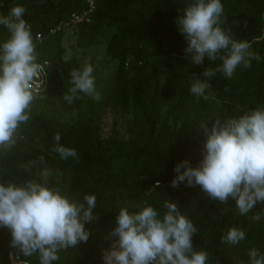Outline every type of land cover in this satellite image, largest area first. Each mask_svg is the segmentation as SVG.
Listing matches in <instances>:
<instances>
[{"label": "trees", "instance_id": "1", "mask_svg": "<svg viewBox=\"0 0 264 264\" xmlns=\"http://www.w3.org/2000/svg\"><path fill=\"white\" fill-rule=\"evenodd\" d=\"M89 2L0 0V15L15 4L24 6L36 61L44 68L30 119L17 129L15 145L0 155V180H39L41 169L48 168L53 173L49 184L72 199L95 194L97 218L85 225L88 240L61 250L55 264H103V253L116 240L109 234L114 214L121 207L129 212L145 204L158 208L165 199L176 202L191 220L196 229L193 247L208 254L209 264H248V249L264 253V216L252 219L264 204L240 216L232 199L221 204L198 186L171 187L170 180L181 159L193 166L201 159L204 132L199 123L210 129L217 118L223 122L264 107V0H221V29L233 39L246 40L258 59L247 68L237 67L231 79L220 73L209 78L206 98L190 95L189 83L220 61L205 59L196 65L185 57L186 41L174 20L187 0H94L88 19L71 23L72 15L87 10ZM59 24L67 25L56 29ZM7 37L0 28V40ZM100 46L105 62L93 71L98 98L81 94L70 104L64 102L70 72L83 67L75 51L85 56ZM107 115L112 122L106 133ZM56 133L78 159H58L52 151ZM230 226L245 231V240L236 246L221 240ZM9 239V230L0 227V264H12L10 256L16 253ZM18 258L38 264L35 255L18 253Z\"/></svg>", "mask_w": 264, "mask_h": 264}, {"label": "clouds", "instance_id": "2", "mask_svg": "<svg viewBox=\"0 0 264 264\" xmlns=\"http://www.w3.org/2000/svg\"><path fill=\"white\" fill-rule=\"evenodd\" d=\"M24 13V6L15 4L0 15V28L8 33L0 40V155L15 145L17 129L30 119V105L43 82L44 68L36 61ZM222 14L221 0H187L183 14L174 20L186 41L184 54L191 64L220 61L215 67H206L199 78L193 75L188 91L196 98H206L208 79L216 73L231 79L237 67L247 68L251 60L258 59L246 40L233 39L221 29ZM81 94L98 98L89 65L70 72L62 99L70 104ZM199 124L204 132L201 159L195 166L188 159L177 162L170 186H198L221 204L232 199L238 214L246 216L255 205L264 204V107L223 122L217 118L210 129L206 122ZM53 141L52 151L59 160L78 159L74 148L61 143L59 133L53 135ZM52 174L43 168L39 180H0V227L9 230L8 246L25 257L35 255L38 264H55L61 250L86 242L89 231L85 225L97 218L94 193L72 199L62 188L49 184ZM158 185L156 181L152 187ZM262 216L264 207L252 219L258 221ZM195 233L191 220L171 199L158 208L145 204L129 212L121 207L109 233L116 240L103 253V264H209L208 254L193 247ZM245 238V231L235 226L221 236L231 246ZM247 256L248 264H264V253L255 247L248 249Z\"/></svg>", "mask_w": 264, "mask_h": 264}, {"label": "rangeland", "instance_id": "3", "mask_svg": "<svg viewBox=\"0 0 264 264\" xmlns=\"http://www.w3.org/2000/svg\"><path fill=\"white\" fill-rule=\"evenodd\" d=\"M65 46L67 48L70 47V40H67L65 39ZM76 52V53H75ZM74 53L78 56V58L81 60L82 62V65L85 66V65H89L93 68V71L97 70L99 68V65H102V63H104V58H103V47H98L94 50V52H90L88 54H86L85 56L82 55L80 53V51H75ZM71 55V53H69V56ZM97 71H100L97 70ZM118 118V122L119 124L122 123L123 124V119L120 118V117H117ZM111 122H112V117L111 115H107L106 118H105V132L107 133L110 128H111Z\"/></svg>", "mask_w": 264, "mask_h": 264}, {"label": "built area", "instance_id": "4", "mask_svg": "<svg viewBox=\"0 0 264 264\" xmlns=\"http://www.w3.org/2000/svg\"><path fill=\"white\" fill-rule=\"evenodd\" d=\"M94 8H95L94 0H90L89 5H88V9L85 10L84 12H82L81 14H73L71 19H70V22L76 24V23L82 22L83 19H88V15L93 12ZM65 25H67V24H59L56 27V29L63 28ZM42 85H43V82H42V84H40V86L38 87L37 91L40 90ZM10 259H11V263L12 264H29L27 262H23V261L19 260L17 252L12 254L10 256Z\"/></svg>", "mask_w": 264, "mask_h": 264}]
</instances>
